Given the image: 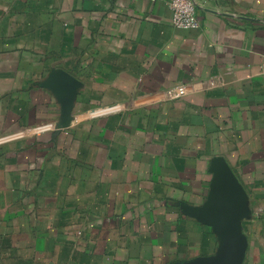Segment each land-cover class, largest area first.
<instances>
[{"label": "crops", "instance_id": "0c3cea01", "mask_svg": "<svg viewBox=\"0 0 264 264\" xmlns=\"http://www.w3.org/2000/svg\"><path fill=\"white\" fill-rule=\"evenodd\" d=\"M194 2L0 0V264H196L216 159L264 264V0Z\"/></svg>", "mask_w": 264, "mask_h": 264}, {"label": "water", "instance_id": "95a60500", "mask_svg": "<svg viewBox=\"0 0 264 264\" xmlns=\"http://www.w3.org/2000/svg\"><path fill=\"white\" fill-rule=\"evenodd\" d=\"M65 84L73 80L62 76ZM212 180L207 200L199 207L192 208L189 216L212 227L220 239L217 252L199 258L196 264H243L248 242L240 226L241 210L238 202L243 198V188L233 171L222 159H216L211 168Z\"/></svg>", "mask_w": 264, "mask_h": 264}, {"label": "built area", "instance_id": "2783aa9c", "mask_svg": "<svg viewBox=\"0 0 264 264\" xmlns=\"http://www.w3.org/2000/svg\"><path fill=\"white\" fill-rule=\"evenodd\" d=\"M168 8L171 12V24L178 30H194L200 27L196 15L194 0H168ZM185 93L184 86H178L167 91L168 98H179Z\"/></svg>", "mask_w": 264, "mask_h": 264}, {"label": "rangeland", "instance_id": "374dc122", "mask_svg": "<svg viewBox=\"0 0 264 264\" xmlns=\"http://www.w3.org/2000/svg\"><path fill=\"white\" fill-rule=\"evenodd\" d=\"M247 228H250V227H247ZM247 233H248V235H249V237L251 238V235H252V233H251V231H250V229L249 230H247ZM260 235H261V238H264V229H262L261 231H260ZM252 242V241H251ZM255 253H262V254H264L263 252H264V247H256V248H254L253 247V249H252Z\"/></svg>", "mask_w": 264, "mask_h": 264}]
</instances>
